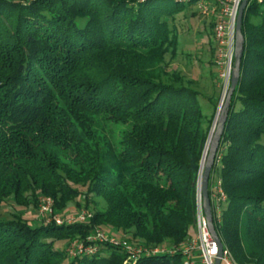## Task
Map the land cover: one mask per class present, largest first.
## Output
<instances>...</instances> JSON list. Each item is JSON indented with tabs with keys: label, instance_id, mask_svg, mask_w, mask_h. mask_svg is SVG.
<instances>
[{
	"label": "trees",
	"instance_id": "16d2710c",
	"mask_svg": "<svg viewBox=\"0 0 264 264\" xmlns=\"http://www.w3.org/2000/svg\"><path fill=\"white\" fill-rule=\"evenodd\" d=\"M166 3L0 0V210L10 198L34 208L40 195L54 197L57 213L73 202L95 208L87 221L63 226L34 225L25 212L0 218V264H63L55 242L98 228L147 247L194 236L216 114L209 124L200 89L164 69L180 50L171 22L181 9ZM249 3L242 74L209 195L220 178L228 199L221 221L211 200L216 231L239 264H264V0ZM206 101L216 111L218 101ZM101 252L69 264H124L129 256L113 244ZM182 263L180 253L136 262Z\"/></svg>",
	"mask_w": 264,
	"mask_h": 264
},
{
	"label": "built area",
	"instance_id": "2783aa9c",
	"mask_svg": "<svg viewBox=\"0 0 264 264\" xmlns=\"http://www.w3.org/2000/svg\"><path fill=\"white\" fill-rule=\"evenodd\" d=\"M189 2L190 0H178ZM197 2L198 10L201 15L212 22L213 38L218 45L217 48V68L219 70V78L221 79L223 90L222 100L226 98L228 89H230L231 79L234 70L235 48L236 45V28L237 20L239 19V9L244 0H195ZM202 164V163H201ZM223 182L217 178L213 186V206L216 211V219L222 220L224 213V206L226 205L228 196L223 190ZM198 186V200L196 215V235L191 236L188 241L178 244L177 246H143L141 244H133L126 240V238H119L110 232H105L102 229H97L93 234L82 237L79 240L72 241L68 247V255L73 259L81 256L95 257V255L102 254V248L108 244L121 247L126 252L128 257L124 260V264H136L139 257L150 255H162L169 253L171 255L182 254V264H216L220 257L221 264H239L233 251H230L223 243L222 254L218 240L214 238L210 225L208 224L205 211L203 208V197L199 191ZM39 214L45 223L56 222L57 225L63 226L66 224H73L77 221H87L92 215L82 210L76 215H61L55 211L54 205L56 202L54 198L41 196L39 199ZM223 241V240H222ZM221 254V255H220Z\"/></svg>",
	"mask_w": 264,
	"mask_h": 264
},
{
	"label": "rangeland",
	"instance_id": "374dc122",
	"mask_svg": "<svg viewBox=\"0 0 264 264\" xmlns=\"http://www.w3.org/2000/svg\"><path fill=\"white\" fill-rule=\"evenodd\" d=\"M189 3L190 1L175 6L172 0H167V5L173 6L174 8L178 7L181 9V11H179V13L176 15L177 20L171 22L175 33L179 34L180 50H178V55L176 57H172L170 54L167 55L165 59L166 62L165 64H163V66L168 73L176 70L177 72L185 74L186 79L193 82L194 87L200 89V92L202 93L200 95V101H202L204 114H206L207 116L206 120H209L210 124V118H213L214 112L216 114V117L218 116L217 113L219 111L220 104L223 102L222 96L224 88L222 85H220L221 79L218 81L217 73L214 67H212L213 65L211 63L213 62L212 48L214 47V38L211 35L212 32L209 31L211 22L201 15L198 10L199 6L197 5L196 1L194 4ZM206 20L208 22H206ZM204 96L208 98L210 97L212 100H215V102L216 100L218 101L216 111L214 105L212 106V103L210 101H206L208 100V98H204ZM216 117H214V121L211 125V131H213ZM211 131L209 133H211ZM41 196L42 195H40L37 200L38 206L34 208L28 206V204H24L23 206L14 204L15 201L10 198L8 203L1 208L0 218H3V220H9L13 212H25L24 214L29 217L31 221H33L32 224H40L41 221H43L42 217H38L40 205L39 199ZM43 196L51 197L47 195ZM94 199L98 202L99 207H105V201L97 197H94ZM84 204L77 206L78 204L76 202L70 203L63 212L58 214L76 215L79 214L80 211L84 210L90 215L95 209L94 205L90 206L89 209H86ZM104 231L106 233L110 232L115 235L112 229ZM190 234L196 235L195 227L191 228ZM116 236L119 238H126V240L128 239L127 237H125V233H117ZM82 237L86 238L87 236L80 235L79 237H76L73 240H68L67 242H55L56 247L60 250L65 251L66 256L68 257L67 260H64L63 264H69L70 260L73 259L68 255V247L73 244L72 241L79 240ZM106 252V254L108 255L109 249Z\"/></svg>",
	"mask_w": 264,
	"mask_h": 264
},
{
	"label": "water",
	"instance_id": "95a60500",
	"mask_svg": "<svg viewBox=\"0 0 264 264\" xmlns=\"http://www.w3.org/2000/svg\"><path fill=\"white\" fill-rule=\"evenodd\" d=\"M249 0H244L242 2V6H240L239 9V14L238 17L239 19L237 20V34H236V45L237 47L235 48V58L236 62L234 64V70H233V75L231 79V84H230V89H228L226 98L220 104L219 111H218V116L215 118V123L213 126V131H211L209 139H208V145H206L205 152H204V158H202V164H201V173L199 175V191L203 197V208L204 211L206 212V218L208 221V224L210 225L211 232L218 240L219 246H220V251L222 254V248H223V239L219 236L218 232L215 229V224L213 221V210H212V203H211V197L209 195V186H210V178L211 174L213 172V167L215 165V159L217 158V152L219 148V144H221V138L223 136L224 131L226 130L225 124L227 121V116H229V106L231 103L232 96L235 92V90L238 88L239 84V79L240 75L242 74L241 72V62L243 61V53H244V48L246 47L245 44V36H244V31L242 29V24L244 20V13L249 6ZM220 254V255H221ZM216 264H221V259L220 257L217 259Z\"/></svg>",
	"mask_w": 264,
	"mask_h": 264
},
{
	"label": "crops",
	"instance_id": "0c3cea01",
	"mask_svg": "<svg viewBox=\"0 0 264 264\" xmlns=\"http://www.w3.org/2000/svg\"><path fill=\"white\" fill-rule=\"evenodd\" d=\"M206 22H208V21L206 20ZM203 23H205V22H203ZM210 29H211V27H209V31H210ZM213 45H214V47L212 48V59H213V62H211V63L213 65L212 67H214V69H215V71L217 73V78H218V81H219L220 80V78H219V76H220L219 74L220 73H219V70H218L217 64H216V62H217L216 56H217V48H218V45H216V43H213ZM220 85H222L221 82H220Z\"/></svg>",
	"mask_w": 264,
	"mask_h": 264
}]
</instances>
